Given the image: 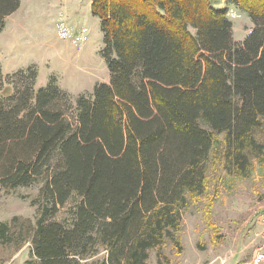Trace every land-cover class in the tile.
Segmentation results:
<instances>
[{
    "label": "trees",
    "instance_id": "16d2710c",
    "mask_svg": "<svg viewBox=\"0 0 264 264\" xmlns=\"http://www.w3.org/2000/svg\"><path fill=\"white\" fill-rule=\"evenodd\" d=\"M216 1L91 0L110 77L75 102L53 76L36 85L35 64L0 66V190L38 186L23 264H148L178 244L218 134L226 174L264 161V0H225L252 21L240 42ZM19 3L0 0V29ZM11 221L0 246L17 248Z\"/></svg>",
    "mask_w": 264,
    "mask_h": 264
},
{
    "label": "rangeland",
    "instance_id": "374dc122",
    "mask_svg": "<svg viewBox=\"0 0 264 264\" xmlns=\"http://www.w3.org/2000/svg\"><path fill=\"white\" fill-rule=\"evenodd\" d=\"M90 2L24 0L23 5L11 13L12 19L8 21L11 27L8 25L5 31L1 30L3 27L0 29V61L6 62L13 55L24 63L33 59L40 83L49 76L55 77L58 86L68 92L72 102L81 93L91 94L96 83L109 81L110 74L100 54L103 34L97 17L91 13ZM215 6L226 7L232 23V37L235 41H242L252 27L248 13L225 0H217ZM38 9L42 11H37V16L31 19ZM59 10L70 13L79 10L85 16L84 25L89 36L86 48L67 45L56 36L54 19ZM28 21H33L31 26L26 32H20L19 25ZM257 137L264 140V123ZM222 139L223 134L216 136L210 154L206 190L201 195L189 197L182 210L180 230L176 233L178 244L167 239L160 249L150 251L148 264H248L254 251L261 247L263 238L258 215L264 204V161H253L243 177L226 174L218 157ZM37 190V185L0 190V221H11L16 216L17 220L11 221L12 231L16 236L20 232L25 239L17 248L16 241L0 246V264H23L28 258L31 246L28 237L36 218V206L31 200ZM75 199L59 207L53 219L69 222V209ZM104 253L105 250H101L98 256Z\"/></svg>",
    "mask_w": 264,
    "mask_h": 264
},
{
    "label": "crops",
    "instance_id": "0c3cea01",
    "mask_svg": "<svg viewBox=\"0 0 264 264\" xmlns=\"http://www.w3.org/2000/svg\"><path fill=\"white\" fill-rule=\"evenodd\" d=\"M27 2V1H26ZM24 3V0H20V3H19V7L22 6ZM37 11H42L41 9H38L35 11V15L34 13L31 15V19H32V16H37ZM59 13H62L66 20L68 21V23L70 24V26L74 29H77L80 25H84L85 24V21H86V18L84 15H82V12L77 10V11H74V12H67V11H62V10H59L55 19H54V28H55V21L59 15ZM15 14V13H14ZM13 14H9L5 17V20H4V26L1 30L5 31L7 26L9 25V22L8 21H11L12 19V16ZM98 20V19H97ZM33 21H28L27 23H23L21 25H19V31H25L31 26V23ZM9 27H11V24L9 25ZM56 33V32H55ZM4 34V33H3ZM8 35V34H7ZM89 39V38H88ZM67 45H73V46H76L78 49H83V48H86L88 44H85V43H88L89 40H87L86 42L80 44V45H74L73 43H71L70 41L68 40H64ZM85 44V45H84ZM67 46L64 47V51L67 53ZM1 51V50H0ZM9 51H10V48H9ZM17 56L14 57V55L11 57V59H8L6 62H3L0 61V66H1V70L2 72H10L11 70H15L17 68H23L24 66H26V64H32V63H35L33 59H30L29 61H27V63H24V61H21L22 59L19 58V60L16 58ZM77 57V56H76ZM83 57V56H82ZM38 85H42L46 82L43 81L40 83V80H39V73H38Z\"/></svg>",
    "mask_w": 264,
    "mask_h": 264
},
{
    "label": "built area",
    "instance_id": "2783aa9c",
    "mask_svg": "<svg viewBox=\"0 0 264 264\" xmlns=\"http://www.w3.org/2000/svg\"><path fill=\"white\" fill-rule=\"evenodd\" d=\"M55 32L59 39L68 40L74 45H80L89 38L85 25H80L77 29L72 28L62 13H59L55 21ZM258 220L261 225L263 243L254 251L248 264H264V204L258 215Z\"/></svg>",
    "mask_w": 264,
    "mask_h": 264
}]
</instances>
